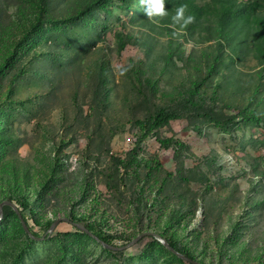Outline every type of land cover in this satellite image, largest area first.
I'll list each match as a JSON object with an SVG mask.
<instances>
[{"label":"rangeland","instance_id":"374dc122","mask_svg":"<svg viewBox=\"0 0 264 264\" xmlns=\"http://www.w3.org/2000/svg\"><path fill=\"white\" fill-rule=\"evenodd\" d=\"M96 1L0 0V204L21 195L36 237L76 219L116 246L149 233L264 264V0H230L262 9L223 35L211 0ZM159 113L177 119L138 142ZM156 238L105 251L60 223L31 242L9 217L0 264H189Z\"/></svg>","mask_w":264,"mask_h":264},{"label":"trees","instance_id":"16d2710c","mask_svg":"<svg viewBox=\"0 0 264 264\" xmlns=\"http://www.w3.org/2000/svg\"><path fill=\"white\" fill-rule=\"evenodd\" d=\"M41 1L43 2L44 0H41ZM101 1L102 0L96 1L94 5L101 3ZM91 8H92V5H91ZM260 9H262V5L258 2L245 1L239 5H235L230 0H211L210 7H209L210 12H212V13L215 12L218 15L217 25H218V30L220 31L221 35H223L226 32L233 30V28L236 26L237 23L239 24L240 22H242L243 20H246L247 18L257 16L258 11ZM262 18L264 20V17H262ZM262 26L264 28V24ZM210 114L213 116L212 118L216 117L215 113L211 112ZM176 119H177V116L173 113H170V114H165V113L160 114L159 113V114H157V116L155 118H153L151 121H149L147 123H143V122L137 123V129H138V132L140 135V137L138 138V142L145 140L150 133H152L153 131L157 130L158 128H160L162 126L169 124L170 122H172ZM114 162H115V164L121 166L124 169L127 168V164L126 165L121 164V163H119V161L117 159ZM21 198L22 197L20 195V197H18V199H16V200L8 199L6 202H8L10 204H12V202H14L16 205L20 206V208L21 207L24 208L25 207L24 206L25 201L22 200ZM2 212H3V218H2V221L0 222V227H3L6 225L9 217H14L17 220V222L19 223V226L21 227L20 221H19L16 213L13 211V209L11 207L4 206L2 208ZM21 217H22L23 222L26 223V220L23 217V215H21ZM70 222L73 224H78V225L83 226L91 234L96 235L103 242L110 244V245H113V246H116L113 244V239L111 236H108L107 234H104L103 232L99 231L94 225L88 224L83 220H76V219L71 220ZM51 225H52V223L47 224L48 230H49ZM21 229H22V227H21ZM29 231L34 236H37V234H34L31 230H29ZM75 231L78 234H82L85 237L86 236L89 237L87 234H83L82 232H80L77 229H75ZM26 237L29 241L34 242L27 235H26ZM149 237H152V236H149ZM90 239H92V238H90ZM168 243L171 245V247H173L175 250H177L171 242H168ZM97 245H99V244H97ZM116 247H119V246H116ZM104 250L109 251L106 249H104ZM184 255H186V257H188L190 259H193L186 253H184ZM193 260H195V259H193ZM195 261H197V260H195ZM189 264H192V263H189Z\"/></svg>","mask_w":264,"mask_h":264},{"label":"water","instance_id":"95a60500","mask_svg":"<svg viewBox=\"0 0 264 264\" xmlns=\"http://www.w3.org/2000/svg\"><path fill=\"white\" fill-rule=\"evenodd\" d=\"M4 206H9L13 209V211L16 213L19 221H20V224H21V227H22V230L24 232V234H26L30 239H32L33 241H44L49 234H52L55 230V228L60 224V223H66L70 226H72L73 228L79 230L80 232H82L83 234H87L90 238H92L97 244H99L103 249H106V250H111V251H125L129 248H131L132 246H134L135 244H137L141 239H143L144 237H147V236H153V237H157L159 238L160 242L170 251L172 252L173 254H175L176 256H178L180 259L188 262V263H192V264H201L193 259H190L188 257H186L185 255L177 252L173 247H171V245L164 239L160 238L157 236V234H149V233H144V234H139L137 235L135 238H133L130 242H128L127 244L123 245V246H119V247H116V246H113V245H110V244H107L105 242H103L102 240H100L96 235L94 234H91L86 228H84L83 226L81 225H78V224H73L71 223L70 221L68 220H57L55 221L54 223H52V225L50 226L48 232L46 233L45 236H42V237H36L34 236L33 234L30 233L28 227L26 226V224L23 222L22 220V217L21 215L19 214V212L17 211V209L15 208L14 205L8 203V202H4L2 204H0V222L2 221V218H3V212H2V208Z\"/></svg>","mask_w":264,"mask_h":264},{"label":"clouds","instance_id":"9594fccd","mask_svg":"<svg viewBox=\"0 0 264 264\" xmlns=\"http://www.w3.org/2000/svg\"><path fill=\"white\" fill-rule=\"evenodd\" d=\"M144 4L143 12L148 17L163 16L167 14V10L164 8L165 0H142ZM186 5L181 4L176 8L175 14L172 17L174 23H178L181 27H184L193 21L191 14L185 15Z\"/></svg>","mask_w":264,"mask_h":264}]
</instances>
